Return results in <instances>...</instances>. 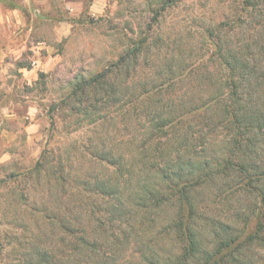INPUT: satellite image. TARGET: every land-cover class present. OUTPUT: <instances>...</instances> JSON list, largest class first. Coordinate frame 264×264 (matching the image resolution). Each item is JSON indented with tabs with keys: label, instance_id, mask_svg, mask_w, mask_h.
<instances>
[{
	"label": "trees",
	"instance_id": "trees-1",
	"mask_svg": "<svg viewBox=\"0 0 264 264\" xmlns=\"http://www.w3.org/2000/svg\"><path fill=\"white\" fill-rule=\"evenodd\" d=\"M239 12L250 30L242 45L227 44L220 27L212 33L206 100L162 101L141 87L127 102L106 73L73 85L67 99L88 125L130 104L135 132L127 148L103 137L81 152L99 173L47 176L38 161L23 175L67 193L61 212L37 215L65 238L33 246L17 264H264V0H241ZM146 39L118 65L136 60ZM185 70L160 86L165 94Z\"/></svg>",
	"mask_w": 264,
	"mask_h": 264
},
{
	"label": "rangeland",
	"instance_id": "rangeland-1",
	"mask_svg": "<svg viewBox=\"0 0 264 264\" xmlns=\"http://www.w3.org/2000/svg\"><path fill=\"white\" fill-rule=\"evenodd\" d=\"M240 1L105 0L103 12L91 16V0L78 15H71L64 0H49V6L41 4L43 0H0V264H17L33 246H61L65 238L37 215L61 212L58 208L65 206L67 193L54 181L47 193L46 178L36 184L24 178L28 170L43 161L47 176L56 168L65 176L99 173L102 167L81 157V152L103 137L107 144L127 148L135 132L130 104L122 110L125 115L113 107L106 122L88 125L73 99H67L73 85L106 73L105 80L127 102L141 87L156 88L161 92L156 98L162 101L171 96L208 99L215 79L212 33L220 27L227 44L240 46L250 32L239 27L245 21ZM164 2L170 5L160 11ZM7 9H17L20 22L13 20L8 26L2 21ZM233 20L237 22L229 33ZM63 23L67 35L58 39L54 28ZM9 36L15 45L7 48L3 43H9ZM145 37L138 58L118 65ZM39 42L49 47V55L46 48L37 54L30 49ZM34 66V78L28 81L20 69ZM183 67L184 77L175 78L165 94L160 86Z\"/></svg>",
	"mask_w": 264,
	"mask_h": 264
},
{
	"label": "crops",
	"instance_id": "crops-1",
	"mask_svg": "<svg viewBox=\"0 0 264 264\" xmlns=\"http://www.w3.org/2000/svg\"><path fill=\"white\" fill-rule=\"evenodd\" d=\"M87 1L89 0H64V4H65V7L71 12V15H78L79 13H81L84 3ZM41 4H45L49 6V0H43ZM104 7H105V0H91V3L88 6V13L91 16L100 15L103 12ZM20 16L21 14L19 13L17 9H7L6 14L2 17V21H5L8 26L9 25L12 26L13 20L20 22ZM54 35L55 37H59L58 39L65 37L67 35L66 24L63 23L62 25H60V27L54 28ZM8 38H9L8 40L9 43H5V42L3 43L6 45L7 48L11 47L12 45H15L13 43L14 41L11 40L12 38L10 36ZM43 48L47 49V54L49 55V50H48L49 47L45 46V44L42 42L32 43L30 49H32L35 52V54H37L41 51L39 49H43ZM40 58H44V55ZM36 62L39 64L40 59H35L34 63ZM34 69H36L35 66L31 69L23 68V69H20V71L24 72V75H26V77L29 78L28 81H30L34 78V75H33Z\"/></svg>",
	"mask_w": 264,
	"mask_h": 264
}]
</instances>
